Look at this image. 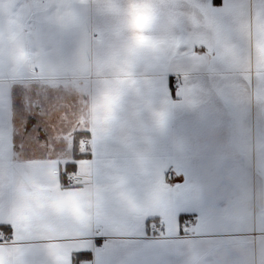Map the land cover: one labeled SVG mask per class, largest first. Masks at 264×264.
<instances>
[{
    "label": "snow or ice",
    "instance_id": "snow-or-ice-1",
    "mask_svg": "<svg viewBox=\"0 0 264 264\" xmlns=\"http://www.w3.org/2000/svg\"><path fill=\"white\" fill-rule=\"evenodd\" d=\"M89 2L18 0L33 51L0 40V264H188L194 245L203 264H264V123L248 122L253 107L264 117V0H110L105 15ZM114 23L122 55L105 40ZM88 36L107 71L89 74L80 91L62 72L76 57L89 65ZM161 51L153 80L148 53ZM170 75L181 81L175 99ZM125 96L132 116L155 117L162 136L130 144L123 127L114 131ZM90 97L95 126L73 119ZM185 114L191 137L174 127ZM141 152L189 157L210 177L213 206L182 224L188 194L203 186L170 184V170L183 174L173 163L153 181L133 163ZM149 226L158 241L143 239Z\"/></svg>",
    "mask_w": 264,
    "mask_h": 264
},
{
    "label": "crops",
    "instance_id": "crops-1",
    "mask_svg": "<svg viewBox=\"0 0 264 264\" xmlns=\"http://www.w3.org/2000/svg\"><path fill=\"white\" fill-rule=\"evenodd\" d=\"M211 3L214 7L220 8L224 4V0H211ZM93 12L100 15H105L109 13L110 0H90L87 5ZM67 24L68 27L72 25L67 22H56V27L61 29L64 25ZM91 31V29H89ZM36 39L35 33L32 35L29 34V23L24 15L18 10V0H0V40H2L5 48H13L16 45H22L26 52H31L33 49L30 46L29 41ZM111 39L117 47L113 50L115 53L123 54V47L119 40V37L116 34V24L114 23L111 27V30L105 34V40ZM84 46L87 51L89 65L86 66L83 61L76 57L70 63H68L62 74H67L72 76L77 82L81 84L80 91H84L83 82L89 74L95 78L97 71H107V69L102 65H97L96 57L98 50L102 47L101 44H98L95 39H92L90 36L84 38ZM148 55L151 57V66L148 67V75L155 80L157 76L163 72L164 65L161 61L155 59L159 56L161 60L167 56L165 51L151 53ZM29 65L24 64L20 65L17 69V75H23L27 72ZM47 71V69H46ZM110 80H115V75H110L107 77ZM47 82V81H45ZM181 81L176 75H170L168 77V87L172 91L173 99L176 98L177 88L179 87ZM146 100L148 98V90L142 89L141 93ZM132 95H136L133 91ZM123 111L118 113L122 119L117 123L114 131L117 133L120 132V129L123 127L124 132L127 135L128 142L131 144L134 142L135 138L140 135H145L148 141L154 140L159 136H162L164 132L158 127V123L155 117L150 119H135L132 116L133 109L127 103V97H124V101L121 105ZM98 110V109H96ZM93 114H94V97H90L87 105L77 113L73 119L79 118L83 123H86L91 126H95L93 123ZM127 116V119L131 121V127H128L124 124L123 117ZM27 119V117H24ZM55 115H52L46 121H42L46 124H52L55 121ZM248 122L251 126L256 127L258 124L264 123V117H261L258 113V110L253 107L248 116ZM183 127L184 134L191 137L195 131L192 124V117L189 114H185L181 120L177 121V124L174 127ZM143 162V163H141ZM133 163L138 167H142L148 172L153 181L158 182L160 179L162 169L168 164L173 163L175 168L182 172V175H177L176 170H170L168 173L169 183L178 184L181 188H184L186 184L190 182H198L203 186L201 193H189L188 199L191 201L181 212V215L188 217L186 222L182 224H195L198 215L203 211L211 208L214 204V193L211 187L210 177L205 179L204 175L197 171L193 172V165L189 157L179 153L173 152L171 156L163 154L160 152H141L137 156L133 157ZM103 219V217H102ZM151 226L146 229L147 235L143 236V239L148 242L158 241L159 236L156 238L148 237L149 230ZM11 235V233H7ZM186 234L181 230V236L184 237ZM96 247L103 249L104 243L109 239L106 235H99L97 238ZM203 250L198 246H193L189 257L188 264H203ZM90 259H95V253H89Z\"/></svg>",
    "mask_w": 264,
    "mask_h": 264
},
{
    "label": "built area",
    "instance_id": "built-area-1",
    "mask_svg": "<svg viewBox=\"0 0 264 264\" xmlns=\"http://www.w3.org/2000/svg\"><path fill=\"white\" fill-rule=\"evenodd\" d=\"M156 233H157V229L151 227L150 230H149L148 237H150V238H156V237H158V235Z\"/></svg>",
    "mask_w": 264,
    "mask_h": 264
},
{
    "label": "trees",
    "instance_id": "trees-1",
    "mask_svg": "<svg viewBox=\"0 0 264 264\" xmlns=\"http://www.w3.org/2000/svg\"><path fill=\"white\" fill-rule=\"evenodd\" d=\"M217 1H220V0H217ZM186 219H188V217H184V220L182 221V223L186 222Z\"/></svg>",
    "mask_w": 264,
    "mask_h": 264
}]
</instances>
